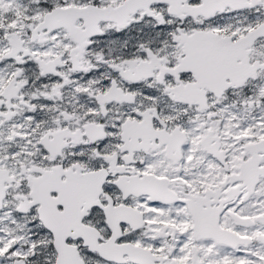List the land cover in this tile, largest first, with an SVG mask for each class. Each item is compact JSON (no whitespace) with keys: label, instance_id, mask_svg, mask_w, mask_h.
Masks as SVG:
<instances>
[{"label":"snow or ice","instance_id":"6c2138e0","mask_svg":"<svg viewBox=\"0 0 264 264\" xmlns=\"http://www.w3.org/2000/svg\"><path fill=\"white\" fill-rule=\"evenodd\" d=\"M0 264H264V0H0Z\"/></svg>","mask_w":264,"mask_h":264}]
</instances>
